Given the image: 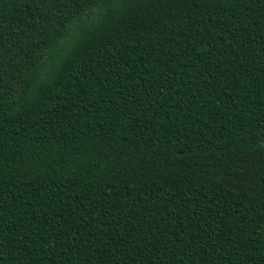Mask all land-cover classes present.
<instances>
[{
  "label": "trees",
  "instance_id": "obj_1",
  "mask_svg": "<svg viewBox=\"0 0 264 264\" xmlns=\"http://www.w3.org/2000/svg\"><path fill=\"white\" fill-rule=\"evenodd\" d=\"M0 264H264V0H0Z\"/></svg>",
  "mask_w": 264,
  "mask_h": 264
}]
</instances>
